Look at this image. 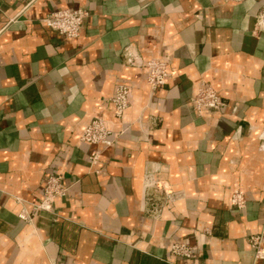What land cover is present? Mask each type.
Returning <instances> with one entry per match:
<instances>
[{"label":"crops","instance_id":"crops-1","mask_svg":"<svg viewBox=\"0 0 264 264\" xmlns=\"http://www.w3.org/2000/svg\"><path fill=\"white\" fill-rule=\"evenodd\" d=\"M64 8L89 12L77 37L42 21ZM262 9L264 0H0V264H264L248 241L264 226V33H253ZM153 59L169 70L154 90L137 65ZM202 82L225 107L195 111ZM120 83L130 88L121 118L110 101ZM96 118L119 134L108 148L81 139ZM51 173L69 189L34 212ZM184 240L190 258L170 250Z\"/></svg>","mask_w":264,"mask_h":264},{"label":"built area","instance_id":"built-area-1","mask_svg":"<svg viewBox=\"0 0 264 264\" xmlns=\"http://www.w3.org/2000/svg\"><path fill=\"white\" fill-rule=\"evenodd\" d=\"M242 2L244 0H235ZM89 12L85 9H58L47 14L42 21L50 28L59 31L68 37H77L84 25ZM253 33H264V9L257 14ZM132 64L136 60L131 61ZM137 65H143L147 70V79L152 89L166 84L169 75L168 62L164 59H153L143 62H138ZM130 88L124 83L117 85L114 95L110 101L114 105L115 115L119 118L123 117L125 110L130 104ZM193 107L196 112L201 113L207 108H223L227 102L225 98L211 85L206 82L200 83L194 96L192 97ZM119 134L114 133L102 118L93 119L84 129L81 139L85 142L96 146L108 148L118 138ZM102 150L95 149L90 154L91 166L94 167L99 161ZM150 186L161 190L167 199L173 198L174 193L167 182H160L159 180H152L149 182ZM69 186L65 184L62 176L58 173H51L47 176L43 197L37 203L33 204V211L37 210H52L54 203L58 197L64 196L68 191ZM246 195L243 190L236 189L232 194V203L238 208L246 206ZM31 214L26 210L19 213V217L23 220L29 219ZM249 243L255 250L256 259H264V226L260 233L253 234L248 238ZM171 252L183 258H190L193 255V246L189 240L179 241L172 244Z\"/></svg>","mask_w":264,"mask_h":264}]
</instances>
